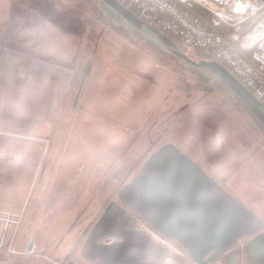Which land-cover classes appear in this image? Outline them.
Segmentation results:
<instances>
[{
  "label": "rangeland",
  "instance_id": "1",
  "mask_svg": "<svg viewBox=\"0 0 264 264\" xmlns=\"http://www.w3.org/2000/svg\"><path fill=\"white\" fill-rule=\"evenodd\" d=\"M93 15L85 0H0V189L25 187L19 211L0 209L17 215L0 221L2 264L102 261L105 236L146 226L116 194L167 141L264 222V132L122 19L118 32Z\"/></svg>",
  "mask_w": 264,
  "mask_h": 264
},
{
  "label": "water",
  "instance_id": "2",
  "mask_svg": "<svg viewBox=\"0 0 264 264\" xmlns=\"http://www.w3.org/2000/svg\"><path fill=\"white\" fill-rule=\"evenodd\" d=\"M98 1L150 42L222 80L264 126V105L223 64L214 59H193L176 41L140 19L118 0ZM116 195L120 202L137 210L160 232L178 240L188 256L199 264L214 259L238 237L254 235L264 227V222L226 195L213 178L169 141L148 156L139 172ZM244 227L250 230L246 235L238 232ZM31 245L29 243L28 249ZM247 247L264 258V233L251 237ZM209 251L211 255L204 260ZM222 264H236L235 255Z\"/></svg>",
  "mask_w": 264,
  "mask_h": 264
},
{
  "label": "built area",
  "instance_id": "3",
  "mask_svg": "<svg viewBox=\"0 0 264 264\" xmlns=\"http://www.w3.org/2000/svg\"><path fill=\"white\" fill-rule=\"evenodd\" d=\"M118 1L185 52L223 64L264 105V0ZM15 217L0 211V221Z\"/></svg>",
  "mask_w": 264,
  "mask_h": 264
},
{
  "label": "flooded vegetation",
  "instance_id": "4",
  "mask_svg": "<svg viewBox=\"0 0 264 264\" xmlns=\"http://www.w3.org/2000/svg\"><path fill=\"white\" fill-rule=\"evenodd\" d=\"M134 210L135 209H133V211ZM139 216L142 217L140 214ZM145 225L143 229H141L142 227H136L133 233L129 231H114V233L124 236V240L120 242H115V240H112L114 238L110 239V237L108 238V236H105L102 242L104 246L100 247L98 251L103 260L91 262V260L88 259V264H165L163 262L167 255H169V251L177 257V264H184L185 258L190 264H199L188 256L183 245L178 240L166 236L152 223L145 221ZM148 232L155 234L158 239L153 241V239L149 237ZM238 232L246 235L250 230L244 227L239 229ZM111 233H113V231ZM257 233H264V227L258 230ZM257 233L246 237H238L228 249L204 264H222L227 259H230L233 254L235 255L236 264H262L264 258L257 256L252 248L247 247L248 240L257 235ZM106 238L110 240L107 241L105 240ZM211 253L212 251L207 252L203 259L206 260ZM62 262L63 264H81L71 259L70 255Z\"/></svg>",
  "mask_w": 264,
  "mask_h": 264
},
{
  "label": "trees",
  "instance_id": "5",
  "mask_svg": "<svg viewBox=\"0 0 264 264\" xmlns=\"http://www.w3.org/2000/svg\"><path fill=\"white\" fill-rule=\"evenodd\" d=\"M88 4L92 6L94 9V18L98 21H101L102 23H105L106 25H109L111 28L115 29L118 32H122L120 27L118 25H115L112 22V18H119L117 15H115L108 7L100 3L98 0H85ZM132 32L138 36L139 38H142L146 40V42L152 46L153 48L167 54L168 56L176 59L177 61H180L181 64L185 65L186 68H189L193 71L195 75V79L197 81V84L204 89L207 90H217L221 91L225 98L231 102V104L242 114L249 116L253 122L257 125L259 129H261L262 132H264V126H262L258 120L253 116V114L247 109V107L239 100V98L224 84L222 80L217 78L215 75H213L211 72L207 71L204 68L193 66L187 62L182 61L181 59L177 58L173 54L161 49L159 46L155 45L154 43L150 42L147 38L140 35L138 32H136L134 29H131ZM193 59H211V57L195 52L198 54V56L194 57L192 52H187Z\"/></svg>",
  "mask_w": 264,
  "mask_h": 264
},
{
  "label": "crops",
  "instance_id": "6",
  "mask_svg": "<svg viewBox=\"0 0 264 264\" xmlns=\"http://www.w3.org/2000/svg\"><path fill=\"white\" fill-rule=\"evenodd\" d=\"M19 165V163H17ZM24 174V173H23ZM23 178L21 180H17L16 187L15 183H12V187H8V185L1 186L0 189V209L2 210H9V211H19L20 207L22 206L23 201V195L25 191V187L22 184ZM48 184L46 185V189ZM45 188V186L43 187ZM42 199V198H41ZM43 200V199H42ZM48 201L46 198L43 201ZM37 201V200H36ZM41 201L38 204V201L35 203V206H37L36 210H40L41 208H44V202ZM39 212V211H38ZM5 260L0 259V262H4ZM186 263V262H185Z\"/></svg>",
  "mask_w": 264,
  "mask_h": 264
}]
</instances>
